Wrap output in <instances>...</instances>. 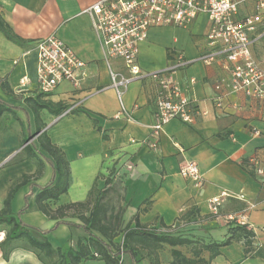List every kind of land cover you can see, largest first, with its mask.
Returning <instances> with one entry per match:
<instances>
[{"label": "crops", "instance_id": "1", "mask_svg": "<svg viewBox=\"0 0 264 264\" xmlns=\"http://www.w3.org/2000/svg\"><path fill=\"white\" fill-rule=\"evenodd\" d=\"M95 1L0 0L1 17L21 39L15 43L0 33V79L8 88V92L0 88V100L18 107L0 114V209L11 184L30 175L32 180L12 198L11 213L41 231L53 228L44 235L53 248H76L77 242H86L87 234L76 226L80 224L77 218H63L75 226L60 223L54 227L57 220L38 208L36 197L41 188L56 179L54 168L46 153L42 152L39 160L30 159L22 148L45 132L68 163L67 190L57 201L47 202L50 213L58 206L84 201L93 184L103 188L108 178L122 187L123 225L130 222L133 226L137 216L139 223L151 231L188 237L198 244L220 242L227 236L229 215L250 205L247 224L255 243L264 246V179L247 166L251 156L264 161V98L231 92L221 59L209 63L201 59L207 51L204 44L209 25L207 16L201 13L188 28L160 26L148 30L146 39L138 45L137 63L143 75L131 81L121 96L128 115L118 114L121 104L109 87V73L127 76L128 72L120 59L105 58L89 16L83 13ZM254 5L255 0H249L239 8V14L251 13ZM262 12L259 31L264 29V9ZM52 34L84 61L87 76L78 87L63 81L54 91L42 95L40 99L50 102L53 109L60 105L63 109L57 114L42 109L34 120L21 98H37L40 94L35 45ZM252 51L264 69V35L255 40ZM174 52L183 55L185 64L170 75L191 104L206 114L191 124L170 120L153 150L148 140L155 120L157 83L148 74L173 66ZM22 77H27L26 84L20 83ZM253 130L260 134L254 135ZM188 161L199 168L200 186L179 174L180 165ZM125 162L131 163L132 169L124 170L121 165ZM223 193L228 196L222 197L219 214L214 216L209 200ZM191 210L194 217L181 218ZM8 229L0 223V231ZM133 246L138 251V264H171V249L192 258L188 246ZM200 257L208 261L209 252H201ZM0 264L43 262L27 240L20 238L0 242ZM81 264L103 262L96 258ZM208 264L264 262L245 258L242 244L232 242L221 247Z\"/></svg>", "mask_w": 264, "mask_h": 264}, {"label": "built area", "instance_id": "2", "mask_svg": "<svg viewBox=\"0 0 264 264\" xmlns=\"http://www.w3.org/2000/svg\"><path fill=\"white\" fill-rule=\"evenodd\" d=\"M249 0H97L83 10L90 19L91 27L103 49L106 59H120L128 72L127 76L110 71V85L120 101L118 114L128 115L121 102L127 85L143 74L137 63L138 45L143 42L152 27L174 26L188 28L196 17L203 13L208 18L205 34L206 53L201 59L209 63L221 59L223 69L229 75V88L233 93H243L253 99L264 98V69L253 56L252 45L264 35L262 24L264 0H255L254 9L246 15L239 14V8ZM36 84L42 94H49L63 81L78 87L87 76L85 63L74 51L55 35L39 39L35 45ZM175 64L162 71L149 73L157 83L155 120L151 125L148 146L157 148L163 126L172 119L183 123H194L206 111L196 108L177 86L170 72L185 64L183 55L174 52ZM28 82L22 77L21 84ZM72 108L68 109L69 113ZM258 136V130H253ZM133 141V140H131ZM253 173L264 179V161L257 156L247 160ZM124 170L132 169V164L121 165ZM179 174L200 186L202 177L194 162H185L179 167ZM209 200L212 215L219 214L222 197ZM250 205L238 213L229 215L231 222L247 224ZM251 229V228H250ZM5 231H0V242Z\"/></svg>", "mask_w": 264, "mask_h": 264}, {"label": "trees", "instance_id": "3", "mask_svg": "<svg viewBox=\"0 0 264 264\" xmlns=\"http://www.w3.org/2000/svg\"><path fill=\"white\" fill-rule=\"evenodd\" d=\"M0 33L8 40L19 43L21 39L16 36L9 25L0 15ZM256 59L255 55L253 54ZM0 88L8 92V88L0 79ZM40 93L37 98H21L30 109L34 120L38 119L39 111L46 109L48 111L59 113L63 106H59L57 110L53 109L50 102L40 99ZM15 106L3 103L0 100V114L3 110H13ZM39 130V129H38ZM97 130L100 129L97 127ZM102 132V131H101ZM103 138H105L102 133ZM27 139L24 140V143ZM22 151L25 156L30 159H40L42 152L46 153L55 172V178L51 182L41 188L40 193L36 197L38 208L47 216L56 219L54 227L60 223L75 226L74 223L64 221L63 218H77L80 222L79 226L86 234L85 243L77 242L76 248L72 247H56L53 248L45 238L47 232H51L53 228L47 231H41L38 228L30 227L23 224L17 215H13L10 211V203L15 192L23 185L31 181L32 176L23 175L14 181L3 201L0 209V223H5L9 229L5 231L4 240H14L25 238L29 245L37 251V256L43 264H81L88 259H99L103 264H122L123 256L129 258L128 264H138L137 254L134 244L140 247H148L150 244L160 245L165 243L171 247L188 246V251L192 258L185 257L180 250L171 249L173 261L171 264H208V261L219 254V249L228 246L232 242H240L243 246L245 258H259L264 262V246L255 243V235L253 231L246 225L230 222L228 225L227 236L220 242H210L207 244H198L196 241L188 237L174 235L168 232H155L147 229L138 221V217L133 218V226L128 222L123 225L122 215L123 206L117 209L108 206L102 200L101 187L97 188L93 184L87 198L80 202H70L62 206H58L50 213V205L48 211V201L55 202L59 196L66 192L68 186V163L61 154L57 146L53 145L45 132L36 136L35 141H30L24 145ZM114 179H104V187L115 184ZM118 184V183H117ZM26 206V204H25ZM25 206L21 209L23 211ZM193 210L185 213L181 218L190 219ZM122 233L120 244H116L113 240ZM209 252L208 261L200 257L201 252Z\"/></svg>", "mask_w": 264, "mask_h": 264}, {"label": "rangeland", "instance_id": "4", "mask_svg": "<svg viewBox=\"0 0 264 264\" xmlns=\"http://www.w3.org/2000/svg\"><path fill=\"white\" fill-rule=\"evenodd\" d=\"M121 189H122L121 185L117 184V183L101 188V190L103 191L102 192V194H103L102 200L108 206H112L114 209H117L121 205V200H120ZM121 239H122V233H120L113 241L116 244H120ZM125 263H129V260H128V257L123 256L122 264H125Z\"/></svg>", "mask_w": 264, "mask_h": 264}]
</instances>
